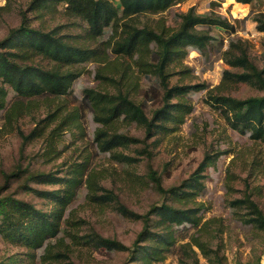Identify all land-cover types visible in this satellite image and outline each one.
I'll list each match as a JSON object with an SVG mask.
<instances>
[{
	"label": "rangeland",
	"instance_id": "1",
	"mask_svg": "<svg viewBox=\"0 0 264 264\" xmlns=\"http://www.w3.org/2000/svg\"><path fill=\"white\" fill-rule=\"evenodd\" d=\"M210 2L212 0H186L159 15L136 17L133 23L137 27L155 29L162 24L167 31H172L177 27L176 14L186 12L191 7L197 13H205L213 8L233 25L235 31L230 38L246 41L251 61L262 69L264 34L256 31L252 15L264 13V0L240 4L242 9H236L230 0H224L219 7L210 6ZM30 3L31 0H0V41L10 29L20 25L23 16L28 19L30 27L42 31L59 28V33L64 35L84 34L81 22L60 14L41 16V13L29 11ZM207 32L217 37L216 45H227L229 37L226 33L213 28ZM78 41L82 42V39ZM35 62L39 66H47L45 60L36 59ZM95 67L92 63L77 67L80 75L73 82L68 95L60 99L51 98L47 104L38 98L37 108L34 107L31 115L19 118L12 131L4 127V121L0 120V198L25 201L45 211L49 208L46 202L22 189L26 181L24 173L9 181H6V176L20 169L23 172L51 173L62 178L71 167L88 157L85 172L93 170L101 176L97 195L109 196L111 200H105L104 203L90 201L82 186L65 212L69 221L65 230L69 234L80 238L96 234L132 247L142 230V223L120 215L117 211L119 206L144 215L153 206L173 204L177 208L191 210L193 220L168 230H165V225L151 228L153 234H162L170 243L157 241L155 235L142 242L141 246H153L156 251L134 262L129 251L95 250L91 246L77 245L70 237L63 235L59 242L55 241L54 251L61 249L65 257L47 264H264V231L246 221L250 217L247 208L231 205L235 200L248 198L264 215V146L231 130L208 104V91L219 92L216 87L221 81L223 70L227 69L219 55L214 50L208 58L194 51L189 52L182 67L172 71L169 87L201 86L192 90L183 100L191 106L192 112L174 131L156 132L148 139L142 128L126 123L117 125L119 131L141 141L122 150L123 154L137 158L138 162L132 164L113 161L99 154L93 145L92 132L96 126L90 119L82 89L97 90L103 87L100 81L93 78ZM155 85L153 79L141 78L138 93L134 96L148 118L163 105V91L155 88ZM223 94L245 99L262 96L263 92L239 84ZM11 100L9 95V105ZM29 100L21 99L24 104ZM175 102L177 100L172 99L169 103ZM60 104L69 109L78 108L81 128H65L53 138L52 147L49 145V133L56 122L50 124L41 137L24 141L22 136H26L37 125V121L44 119L47 113H52ZM167 126L171 127L170 124ZM142 150L145 153L138 154ZM151 172L160 179L161 187L165 190L181 187L194 173L201 176L199 182L203 187L198 195L185 204L172 202L168 195L157 191L150 178ZM30 187L46 191L59 189L54 185L36 183ZM157 219L155 215L151 216L152 222ZM197 243H200L204 253L197 248ZM39 253L28 252L25 247L6 242L0 235V264L9 257H15L17 264H46L38 259Z\"/></svg>",
	"mask_w": 264,
	"mask_h": 264
},
{
	"label": "trees",
	"instance_id": "2",
	"mask_svg": "<svg viewBox=\"0 0 264 264\" xmlns=\"http://www.w3.org/2000/svg\"><path fill=\"white\" fill-rule=\"evenodd\" d=\"M185 1L31 0L29 11L41 13V16L60 14L73 18L83 24L84 34L71 36L60 34L59 28L50 31L32 28L25 16L17 28L9 30L7 36L0 41V120L4 121V127L12 131L19 118L31 115L34 107L37 108L38 98H42L47 104L51 98L60 99L68 95L73 82L80 75V70L76 68L92 63L97 66L94 68L93 78L103 86L97 90L82 89L90 119L96 126L92 132L93 145L99 154L106 155L113 161L137 163V158L123 154L122 150L141 141L119 131L117 125L126 123L142 128L148 139L156 132L174 131L192 112L191 106L183 100L192 90L201 86L169 87L168 80L173 75L172 71L182 67L189 52L194 51L208 58L214 50L227 69L223 70L221 81L216 87L219 92L208 91V104L231 130L264 146V67L259 69L251 61L246 41L230 38L235 30L225 17L213 8L205 13H197L191 7L186 12L175 15L177 27L172 31H167L162 24L155 29L148 26L137 27L133 23L136 17L159 15ZM223 1L212 0L210 6L219 7ZM230 1L236 9H242L240 4H251L256 0ZM252 21L256 31L264 34V13H254ZM210 28L227 34L229 39L225 47L222 43L216 45L217 37L207 32ZM80 38L82 42L78 41ZM262 55L264 58V42ZM36 59L45 60L47 66H39ZM141 78L153 79L155 88L163 91V105L152 112L151 118L134 100ZM239 84L255 87L263 95L238 99L223 94ZM9 95L12 98L10 105ZM25 98L30 99L26 104L21 101ZM172 99L177 102L169 103ZM63 105H58L52 113H47L44 119L37 121V125L26 136H22L23 140L28 142L41 137L44 130L56 122L49 133V145L52 147L53 138L65 128L80 129L78 108L69 109ZM168 124L171 125L170 128ZM143 153L144 150L138 152L140 155ZM88 159L87 157L82 163L71 167L62 178L51 173L23 172L20 169L8 174L6 181L24 173L26 181L22 189L46 202L49 208L42 211L25 201L0 198L1 238L15 246L25 247L28 252L39 251L38 259L46 264L65 257L61 249L54 251L55 241L59 242L63 235L70 237L77 245L91 246L95 250L129 251L134 262L139 257L156 251L153 246H141L142 242L155 235L158 237L157 241L170 243L162 234H153L151 228L165 225V230H168L193 220L191 210L180 209L173 204L153 206L144 215L119 206L117 211L120 215L142 223V230L132 247L96 234L81 238L69 234L65 230L69 222L65 212L82 186L90 201L104 203L105 200H111L109 196L97 195L101 176L93 170L85 172ZM203 166L204 163L201 167ZM150 178L159 193L168 195L170 201L180 204L191 201L203 187L198 173H194L181 187L167 190L161 187L160 179L154 172H151ZM34 183L54 185L59 189L38 190L30 187ZM231 205L247 208L250 217L246 221L264 231V215L253 201L245 198L235 200ZM152 215L158 219L152 222ZM196 245L204 253L200 243ZM1 264H17L16 258L9 257Z\"/></svg>",
	"mask_w": 264,
	"mask_h": 264
}]
</instances>
